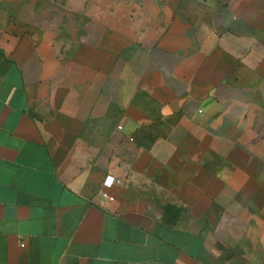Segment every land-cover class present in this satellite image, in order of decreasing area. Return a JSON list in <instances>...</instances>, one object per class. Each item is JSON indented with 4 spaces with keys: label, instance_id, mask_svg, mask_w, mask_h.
I'll return each instance as SVG.
<instances>
[{
    "label": "crops",
    "instance_id": "1",
    "mask_svg": "<svg viewBox=\"0 0 264 264\" xmlns=\"http://www.w3.org/2000/svg\"><path fill=\"white\" fill-rule=\"evenodd\" d=\"M0 264H264V0H0Z\"/></svg>",
    "mask_w": 264,
    "mask_h": 264
},
{
    "label": "built area",
    "instance_id": "2",
    "mask_svg": "<svg viewBox=\"0 0 264 264\" xmlns=\"http://www.w3.org/2000/svg\"><path fill=\"white\" fill-rule=\"evenodd\" d=\"M121 183V180L118 178H115L112 175H106L102 181V190H101V195L103 197H108V193L104 189L110 188L114 184H119Z\"/></svg>",
    "mask_w": 264,
    "mask_h": 264
}]
</instances>
